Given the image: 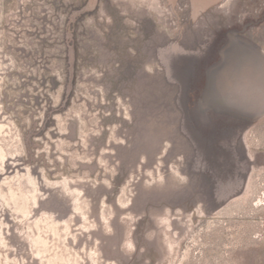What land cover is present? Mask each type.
<instances>
[{
	"label": "rangeland",
	"instance_id": "rangeland-1",
	"mask_svg": "<svg viewBox=\"0 0 264 264\" xmlns=\"http://www.w3.org/2000/svg\"><path fill=\"white\" fill-rule=\"evenodd\" d=\"M0 264H264V0H0Z\"/></svg>",
	"mask_w": 264,
	"mask_h": 264
}]
</instances>
